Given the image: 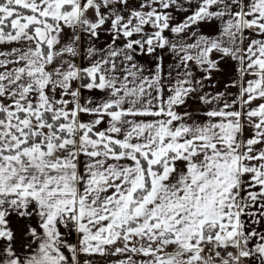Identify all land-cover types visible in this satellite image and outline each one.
<instances>
[{"label": "snow or ice", "instance_id": "snow-or-ice-1", "mask_svg": "<svg viewBox=\"0 0 264 264\" xmlns=\"http://www.w3.org/2000/svg\"><path fill=\"white\" fill-rule=\"evenodd\" d=\"M0 264H264V0H0Z\"/></svg>", "mask_w": 264, "mask_h": 264}]
</instances>
